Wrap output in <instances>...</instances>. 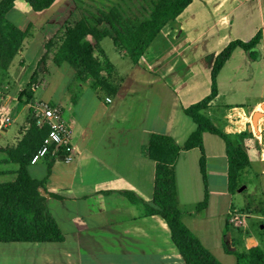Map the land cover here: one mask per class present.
<instances>
[{"label":"crops","instance_id":"obj_1","mask_svg":"<svg viewBox=\"0 0 264 264\" xmlns=\"http://www.w3.org/2000/svg\"><path fill=\"white\" fill-rule=\"evenodd\" d=\"M72 5V0H57L50 9L35 12L26 2L17 0L7 16L18 29L32 27L37 31L25 41L18 55L21 60L17 56L8 71L0 69V116L10 119L0 129V185L13 183L19 176L20 164L11 161L2 148L16 146L21 140L32 106L37 102L63 105L65 98L49 96L30 102L24 93L38 90L47 74L46 70L40 72L32 82L40 59L47 53V42L61 38L79 19L80 14L78 18L65 15ZM66 6L68 10L59 13ZM104 8L90 5L88 10L98 13L106 11ZM104 29L108 30L106 25L100 27ZM260 30L264 31V0H194L173 23L162 28L138 64L112 38L99 43L105 56L95 51V57L111 65L103 76L117 90L115 93L103 90L89 76L79 79L75 69L63 63L60 72L74 76L77 86L74 96L69 98L68 94L72 111H65L74 132L77 158L71 164L46 158L29 166V173L35 180H46V190L54 195L47 197L49 208L65 240L0 243V264H186L166 221L158 215H147L145 203L153 200L156 177V163L148 156V144L153 134L169 135L179 145L186 143L197 124L185 109L211 94L217 56L230 42H249ZM107 40L114 42L113 54L106 49ZM86 41L96 46L93 37ZM259 49L262 58L258 61H252L241 48L235 50L218 76L219 94L205 111L217 127L239 139L248 154L255 151L257 155L259 150L254 147L264 136L263 119L257 125L253 122L254 113L264 105V45ZM56 52L53 47L48 70ZM27 61L31 66H26ZM255 84L260 85L261 94L245 108L244 103L256 91ZM15 110L17 120L23 117V123L12 133L16 120L11 115ZM9 134H14L12 142ZM203 151L207 186L200 166L201 149L182 152L175 165L179 205L203 203L208 190L207 207L197 214H184V220L206 215L210 220L220 217L221 221L227 216V224L232 195L226 143L207 131L203 134ZM219 180L223 186L217 184ZM200 233L201 242L211 249L207 244L209 232L201 229ZM252 241V237L239 238L240 246L247 250Z\"/></svg>","mask_w":264,"mask_h":264},{"label":"trees","instance_id":"obj_2","mask_svg":"<svg viewBox=\"0 0 264 264\" xmlns=\"http://www.w3.org/2000/svg\"><path fill=\"white\" fill-rule=\"evenodd\" d=\"M17 0L0 2V69L8 71L15 58L24 50L25 41L31 38L32 27L22 31L8 21V14L14 8ZM33 11L42 12L50 9L57 0H23ZM194 0H151L150 15L141 19L135 15L123 12L119 7L109 11L100 10L93 13L87 9L80 14L77 21L67 27L61 38L47 42V53L40 59L32 82L37 81L40 72L46 70L49 54L53 47L57 48L53 62L60 67L67 62L75 69L79 79L91 77L105 91L112 94L117 90L103 76L106 67L111 65L106 60L104 64L95 57V51L105 56L99 43L106 37L128 51L135 63L146 52L148 46L164 26L173 23ZM106 25L107 29L100 30ZM96 40L93 47L86 41L87 37ZM264 38L260 30L249 42L235 40L230 42L217 56L212 70V91L203 101L185 109V113L197 124V130L184 145H179L174 138L166 134H153L150 138L147 152L156 163L155 190L153 200L145 203L147 215L161 216L168 224L172 240L180 251L186 264H223L221 263L191 232L183 222V212L179 205V192L176 180L175 165L184 151L199 148L202 151L201 171L207 184L206 155L203 151V134L210 132L220 136L226 143L229 159L228 187L231 194L242 186L241 177L251 167L249 154L239 139H235L217 127L206 115V110L219 94L218 76L236 49L244 50L252 61L262 58L259 46ZM59 39V41H58ZM56 41H58L56 43ZM31 87H29V90ZM31 102L32 93H24ZM47 127L40 128L33 116L28 119V127L22 132V138L16 146L2 148L8 153L11 161L20 164V172L13 183L0 185V243H62L64 233L55 220L48 204V196L54 197L46 190V180L38 181L31 177L29 166L33 155L40 149L48 136ZM243 136H248L245 134ZM135 201L136 198L127 193ZM208 205V190L203 203L196 205V211L201 212ZM229 229L228 222L226 230ZM238 231V236L241 237ZM225 249L237 258V264H264V247L232 250L225 244Z\"/></svg>","mask_w":264,"mask_h":264},{"label":"rangeland","instance_id":"obj_3","mask_svg":"<svg viewBox=\"0 0 264 264\" xmlns=\"http://www.w3.org/2000/svg\"><path fill=\"white\" fill-rule=\"evenodd\" d=\"M150 1L151 0H72L73 5L72 8L69 10V13H65V15L68 14L69 17L72 18H78L79 13L87 11L89 6H97V7H105L104 9L106 11H109L110 9L114 7H119L123 12L135 15L141 19H146L150 15ZM68 6L63 7L64 9L61 10L59 13H63L62 11L68 10ZM70 12L72 14H70ZM10 22V21H9ZM33 28L30 32L34 36L36 34L37 30H34ZM264 45V38L261 42L262 46ZM114 42L111 40L106 41V49L113 54L114 51ZM110 54V56H111ZM117 55L118 52H117ZM18 60H21V58L18 56ZM129 64H131V60H127ZM26 66H31V63L28 61L26 62ZM49 70L47 71V74L44 77V80L41 81L40 88L38 90H35L34 93H32L33 100L34 99H44L46 100L47 97L52 96L56 99L65 98L63 101V109L64 113L65 111L70 113L72 111V102L70 101V97L75 94L76 91V82H74L75 77L71 76L70 74L63 75V72H60V68L55 66L53 63L49 64ZM31 71L28 70V74ZM258 74L261 76L260 71H257ZM30 81V79H28ZM256 85V91H253L252 99L245 102L244 106L245 108H248V106L252 105L257 98L260 96L261 92L258 91L260 88V85ZM70 92V96L68 98V94ZM235 102H238V99L235 100ZM261 113H264V110L261 109L259 111ZM27 115H29V111H27ZM14 123V125L11 127L10 130H12V133L17 132L19 127L23 123V117H20L17 120L18 117V111L15 110V112L11 115ZM65 118L67 122L69 123L66 113ZM264 122V118L262 120ZM222 123H219V126L221 127ZM236 128H240L239 126H236ZM257 130V128L255 127ZM254 129V130H255ZM18 134V133H17ZM14 134H9V140L11 141V137ZM7 136V137H8ZM261 139V143L258 144V146L254 147L256 150H259V155L255 151H251L249 155L252 158V164L249 169L246 170V172L243 173L241 177V187L235 192V194L232 195V204H231V211H242L244 213H247L249 217L246 220L247 227L245 231L241 232V236L246 239V237H252L256 241L254 243L253 241L250 243L248 248L252 247H258L262 246L264 247V136ZM217 184L219 186H223L224 183L222 181H217ZM207 186V184H205ZM181 211L184 214H197L198 211H196V206H187V207H181ZM220 217H212L208 219V217L203 216L200 218H196V220H193V218L188 217L189 220L185 221L183 216V222L184 224L191 230V232L199 239L200 231L209 232L210 242L207 243L211 248L209 251L223 264H237V258L234 254H230L225 249V244L230 247V249L234 250V248L231 247V236L229 233V230H226V218L227 216L223 217V219L220 221ZM211 226V228H209ZM224 233V234H223ZM206 234V233H202ZM232 236H235L234 230ZM236 236L239 238L238 233H236ZM205 240L206 238L203 237ZM200 240V239H199ZM243 240V239H242ZM201 241V240H200ZM203 244V243H202ZM236 244V250L241 251V249L246 248V246H240L239 241L235 242ZM256 244V245H255ZM204 245V244H203ZM223 245V249L221 246ZM208 249V248H207Z\"/></svg>","mask_w":264,"mask_h":264},{"label":"built area","instance_id":"obj_4","mask_svg":"<svg viewBox=\"0 0 264 264\" xmlns=\"http://www.w3.org/2000/svg\"><path fill=\"white\" fill-rule=\"evenodd\" d=\"M111 102V99H107ZM33 116L40 128L49 129L48 136L44 139L42 146L33 155L30 165H35L43 159L50 158L62 161L67 164L74 163L77 158V151L74 145V132L71 125L65 118L64 109L61 105H54L49 102H37L33 106ZM10 123V119L0 116V129ZM249 217L242 211H231L228 217L229 233L231 236V247L236 249L235 242L239 241L236 233L245 231L246 220ZM233 230L235 236H232ZM249 250V249H248Z\"/></svg>","mask_w":264,"mask_h":264},{"label":"water","instance_id":"obj_5","mask_svg":"<svg viewBox=\"0 0 264 264\" xmlns=\"http://www.w3.org/2000/svg\"><path fill=\"white\" fill-rule=\"evenodd\" d=\"M262 109L264 110V105L262 106ZM264 118V113L261 112H255L253 115V122L254 124H258V122ZM253 242L256 243V241L252 238ZM256 245V244H255ZM254 248V247H252Z\"/></svg>","mask_w":264,"mask_h":264}]
</instances>
